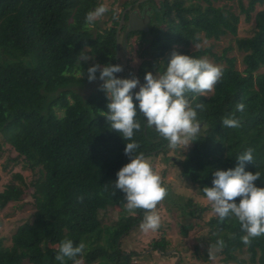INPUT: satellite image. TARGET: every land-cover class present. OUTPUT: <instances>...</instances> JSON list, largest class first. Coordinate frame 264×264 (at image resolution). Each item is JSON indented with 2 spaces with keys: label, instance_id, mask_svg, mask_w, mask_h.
<instances>
[{
  "label": "trees",
  "instance_id": "16d2710c",
  "mask_svg": "<svg viewBox=\"0 0 264 264\" xmlns=\"http://www.w3.org/2000/svg\"><path fill=\"white\" fill-rule=\"evenodd\" d=\"M102 1L0 0V153L10 144L16 158L34 174L27 183L21 172L12 173L0 189V211L21 200L29 187L35 205L32 220L16 228L10 245L0 238V264H59L55 256L64 239L87 245L84 255L66 258L65 264L80 259L79 264H94L104 258L130 260L123 249L124 238L143 221L144 210L126 212L125 194L114 188L116 173L130 162L124 153L128 141L111 130L106 117L100 115L110 102L100 90L103 81L87 96L72 88L89 81L87 69L96 63L117 65L118 60L123 72L116 73L117 77L134 75L143 84L147 72L156 75L166 70L173 51L224 61L223 76L215 90L192 102L193 106L205 104L204 111L197 110L202 122L198 140L183 152L174 149L178 156L173 157L168 141L154 128L143 126L144 117L138 114L142 129L134 135L140 145L137 153L172 160L179 177L205 197L202 189L212 187L213 173L236 167V158L250 147L254 158L245 162V171H259L260 180L255 183L264 187V7L257 10L259 1L160 0L157 21L148 32H128L126 48L121 43L118 59L117 27L123 9L134 0L109 9L110 25L101 27L96 21L87 26L86 14ZM229 2L237 3L239 12L228 6ZM241 16L252 23L245 36L239 35ZM125 29L123 24L121 38ZM224 36H231L244 53V69L228 54L232 46L221 54L212 46L193 49L203 39ZM134 37L137 63L125 65L121 62ZM82 53L92 55L95 62L81 59ZM96 76L99 78V71ZM138 90L139 85L133 97ZM134 103L138 105L135 99ZM239 103L246 106L243 112L236 111ZM232 113L241 118V127L222 126V118ZM81 196L82 201L78 199ZM117 206V220L106 224L104 218ZM176 207L207 233L225 241L222 251L227 263L264 264V236L244 245L240 237L245 233L235 217L221 223L213 215L202 222L204 208L192 197ZM190 228L184 226L183 233L187 235ZM151 245L156 252L168 255V241L163 236ZM173 255L180 256L177 264H195L180 252ZM194 257L204 262L206 253L200 254L197 245Z\"/></svg>",
  "mask_w": 264,
  "mask_h": 264
},
{
  "label": "clouds",
  "instance_id": "9594fccd",
  "mask_svg": "<svg viewBox=\"0 0 264 264\" xmlns=\"http://www.w3.org/2000/svg\"><path fill=\"white\" fill-rule=\"evenodd\" d=\"M109 11L107 4H101L86 14L87 26H94L95 22ZM81 59L90 57L81 54ZM103 81L100 90L110 101L107 111L100 112L106 117L111 130L121 135L126 143L125 155L130 162L122 166L116 173L115 190L122 191L125 196L124 209L134 213L137 209L144 210L142 231H156L161 226V216L157 210L158 204L168 195L167 186L161 176L155 172L149 159L143 152L137 153L140 147L134 135L141 131L142 123L138 114L144 117L143 126L154 128L159 135L168 141L172 149L187 148L198 140L202 122L198 119L197 110L204 111V103L193 101L197 97L208 96L215 90L224 72L222 65L211 62L208 58H194L189 55L173 51L167 62L166 70L162 74L152 72L145 74V83L141 84L136 76L119 78L115 74L123 72L122 65L96 63L87 69L90 82L97 79ZM84 72L81 74V76ZM139 85V90H133ZM134 99L138 105L134 103ZM245 104L239 103L236 111L243 112ZM222 126L239 128L242 120L234 113L222 118ZM254 149L248 148L236 160L238 164L227 170H216L213 173L212 187H203L202 191L211 204L213 213L221 223L225 219L235 217L240 229L245 233L241 242L250 246L252 240L264 236V187H258L260 172L245 171V162H253ZM115 195V192L113 193ZM239 198V203H237ZM83 200V197H78ZM234 235V234H233ZM225 247V241L216 242L217 250ZM87 245L80 242L74 245L71 239L60 242L55 260L65 264L68 260H75L85 253ZM79 264V261H76Z\"/></svg>",
  "mask_w": 264,
  "mask_h": 264
},
{
  "label": "rangeland",
  "instance_id": "374dc122",
  "mask_svg": "<svg viewBox=\"0 0 264 264\" xmlns=\"http://www.w3.org/2000/svg\"><path fill=\"white\" fill-rule=\"evenodd\" d=\"M247 4V0H243ZM257 10L264 7V0H258ZM121 0H103L102 4H107L109 9L112 7L115 9L120 8ZM220 5L224 2H219ZM228 6L236 12H239L237 3L229 2ZM101 27L110 25L109 12H107L103 17L97 20ZM159 21V20H158ZM252 23H247L244 20V16H241V21L239 24V35L245 36L248 34L247 29ZM162 28L165 27L164 24H159ZM150 35H147L149 37ZM123 38V37H122ZM121 38V43L123 39ZM121 46V45H120ZM212 46L213 50L221 54L224 49L228 46H232V49L228 52L229 55H233L237 59V67L242 70L244 69L243 55L244 53L240 51L231 36H224L218 40L214 39H203L201 44L194 45L193 49L199 47ZM137 47L136 37L130 40L127 50L125 52L123 60L121 63L125 64L129 61L131 65L137 63V55L135 53ZM126 48V46H125ZM90 59L86 60L89 64L95 62V58L92 55H87ZM211 62L217 65H225L224 61H216L211 56H206ZM264 72V67L261 68ZM81 75V73H79ZM102 81L97 78L95 81H88L82 86H73L72 88L87 96L91 91H93L99 83ZM60 113V111H59ZM182 152L185 151L183 147L177 148ZM171 156H178V151L174 149L170 151ZM153 169L157 174H159L164 182V184L169 187L167 197L161 201L157 210L161 216V226L156 231L144 232L142 231L139 222L131 231V234L125 236L123 249L130 254L129 261H111L104 258L94 264H175L177 257L173 255L176 252H180L186 261L193 262L195 264H237V263H227L225 255L222 249L217 250L216 242L218 235L214 233H207L206 229H203L201 225L195 224L196 222L192 216H183L180 209L176 207L177 204H181L187 197H192L195 201L199 202L204 210L202 215L203 220L209 219L211 216L215 215L213 213L211 204L207 201L205 197L199 195L197 190L190 186L186 181L182 180L178 175V169L173 164L172 160H167L162 156H156L148 158ZM21 172L27 183H30L34 174L33 172L24 165L23 161L16 158V152L13 150L10 144L6 143L3 150L0 153V189H2L5 183L9 180L12 173ZM120 207L117 206L111 209L104 221L106 224H111L118 218V211ZM35 211L34 200L32 197V188L29 187L26 190L23 198L17 202L9 203L3 210L0 211V238L6 245L11 244V236L15 232L16 228L28 220H32ZM190 228L189 233L186 235L183 233V227ZM164 237L168 241V255H162L161 252H156L154 247L151 245L154 239H160ZM198 245V251L200 254L206 253V260L204 262L196 261L194 257L195 246ZM80 263L82 260H79ZM178 262V261H177ZM250 264V263H247Z\"/></svg>",
  "mask_w": 264,
  "mask_h": 264
},
{
  "label": "flooded vegetation",
  "instance_id": "af4514ba",
  "mask_svg": "<svg viewBox=\"0 0 264 264\" xmlns=\"http://www.w3.org/2000/svg\"><path fill=\"white\" fill-rule=\"evenodd\" d=\"M125 1L127 0H121L120 5ZM138 1L139 0H134L128 3L126 7L123 9V11L127 9V12L125 15V21H124V25L126 26L125 31L128 28L129 21L131 19V14L134 12H136L140 17H142L143 20L148 18V29L149 30L151 28V25L157 21V18H158V5L157 4L160 2V0H144L140 3H137ZM149 30H147V32ZM122 47H123V44H122Z\"/></svg>",
  "mask_w": 264,
  "mask_h": 264
},
{
  "label": "water",
  "instance_id": "95a60500",
  "mask_svg": "<svg viewBox=\"0 0 264 264\" xmlns=\"http://www.w3.org/2000/svg\"><path fill=\"white\" fill-rule=\"evenodd\" d=\"M144 0H139L137 3H140ZM126 12H127V9H125L123 12H122V15H121V18H120V21H119V24H118V27H117V32H116V42H117V59L119 57V51H120V45H121V30H122V27H123V24H124V21H125V15H126ZM133 30H144V31H147L148 30V18L143 20L142 17H140L136 12L132 13L131 14V19L129 21V25H128V28L124 34V38H123V41H122V44H123V48H125L126 46V41H125V37L126 35L128 34V32L130 31H133ZM119 61L117 60V64L119 65ZM143 222V221H141ZM179 255H178V259H179ZM177 259V261H178ZM177 261L175 264H177Z\"/></svg>",
  "mask_w": 264,
  "mask_h": 264
}]
</instances>
